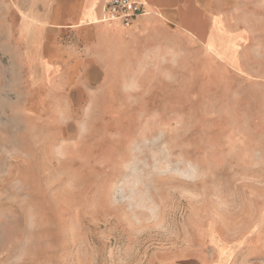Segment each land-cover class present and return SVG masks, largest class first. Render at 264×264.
Instances as JSON below:
<instances>
[{"label": "rangeland", "instance_id": "obj_1", "mask_svg": "<svg viewBox=\"0 0 264 264\" xmlns=\"http://www.w3.org/2000/svg\"><path fill=\"white\" fill-rule=\"evenodd\" d=\"M9 5L0 264H264V0L134 33L76 113L36 97L40 19Z\"/></svg>", "mask_w": 264, "mask_h": 264}, {"label": "crops", "instance_id": "obj_2", "mask_svg": "<svg viewBox=\"0 0 264 264\" xmlns=\"http://www.w3.org/2000/svg\"><path fill=\"white\" fill-rule=\"evenodd\" d=\"M2 0L3 16H11ZM19 16L40 19L35 26V82L43 85L48 113H76L108 81L112 59H123L134 33L163 20L186 25L193 6L215 16L234 8L235 0H146L145 11L128 27L102 21L103 0H17ZM27 22L26 26L31 27ZM61 107V109H60Z\"/></svg>", "mask_w": 264, "mask_h": 264}, {"label": "built area", "instance_id": "obj_3", "mask_svg": "<svg viewBox=\"0 0 264 264\" xmlns=\"http://www.w3.org/2000/svg\"><path fill=\"white\" fill-rule=\"evenodd\" d=\"M146 0H103L102 21L130 26L144 13Z\"/></svg>", "mask_w": 264, "mask_h": 264}]
</instances>
